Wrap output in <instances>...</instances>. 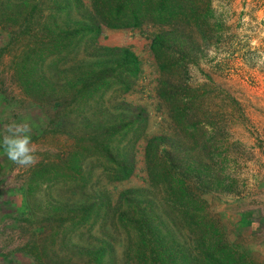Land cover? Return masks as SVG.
<instances>
[{"label": "trees", "instance_id": "trees-1", "mask_svg": "<svg viewBox=\"0 0 264 264\" xmlns=\"http://www.w3.org/2000/svg\"><path fill=\"white\" fill-rule=\"evenodd\" d=\"M193 2L0 0V28L9 33L0 55L19 45L13 80L46 114L49 130L71 139L26 177L30 212L21 231L35 264H254L228 242L203 197L234 181L188 81L202 44L221 35L214 12ZM142 24L158 27L150 49L167 134L145 136L146 108L124 97L140 73L137 55L97 42L103 26ZM142 136L147 185L114 196L108 184L134 173ZM41 190L49 193L38 212L29 200Z\"/></svg>", "mask_w": 264, "mask_h": 264}, {"label": "rangeland", "instance_id": "rangeland-1", "mask_svg": "<svg viewBox=\"0 0 264 264\" xmlns=\"http://www.w3.org/2000/svg\"><path fill=\"white\" fill-rule=\"evenodd\" d=\"M192 5L209 7L213 21L220 24V37L202 44L195 62L189 63L188 81L198 89L200 108L210 113L213 124L207 128L217 131L212 149L225 159L224 169L234 181L232 187L206 192L203 197L228 242L245 251L254 264H264V0H194ZM157 29L154 24L103 26L97 36L100 44L128 46L139 59L140 73L124 97L146 108L145 136L172 130L155 92L159 70L150 39ZM8 38V31L0 28V47ZM18 46L0 55V140L10 122L27 119L40 160L61 152L71 139L49 130L46 114L13 80L9 64ZM144 143L142 136L134 173L108 184L114 196L122 188L147 185ZM29 169L15 165L0 148V264H35L25 250L28 237L21 231L22 217L30 210L24 194ZM48 193H34L31 208L42 212Z\"/></svg>", "mask_w": 264, "mask_h": 264}, {"label": "clouds", "instance_id": "clouds-1", "mask_svg": "<svg viewBox=\"0 0 264 264\" xmlns=\"http://www.w3.org/2000/svg\"><path fill=\"white\" fill-rule=\"evenodd\" d=\"M32 132L31 122L27 119L22 122L12 121L4 129L0 148L6 152L8 159L18 167L28 168L38 163L39 158L32 141Z\"/></svg>", "mask_w": 264, "mask_h": 264}]
</instances>
